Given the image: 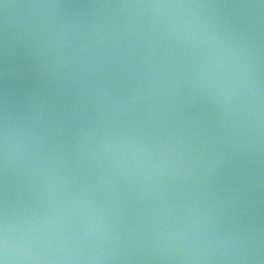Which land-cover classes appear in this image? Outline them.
<instances>
[{"label": "water", "instance_id": "obj_1", "mask_svg": "<svg viewBox=\"0 0 264 264\" xmlns=\"http://www.w3.org/2000/svg\"><path fill=\"white\" fill-rule=\"evenodd\" d=\"M0 264H264V0H0Z\"/></svg>", "mask_w": 264, "mask_h": 264}]
</instances>
